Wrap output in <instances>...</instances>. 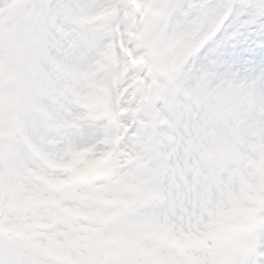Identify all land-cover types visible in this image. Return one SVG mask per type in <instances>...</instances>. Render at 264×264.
Listing matches in <instances>:
<instances>
[{"label": "snow or ice", "instance_id": "snow-or-ice-1", "mask_svg": "<svg viewBox=\"0 0 264 264\" xmlns=\"http://www.w3.org/2000/svg\"><path fill=\"white\" fill-rule=\"evenodd\" d=\"M0 264H264V0H0Z\"/></svg>", "mask_w": 264, "mask_h": 264}]
</instances>
